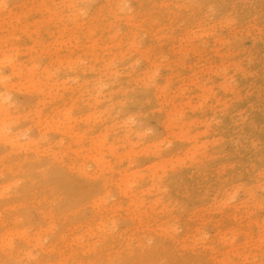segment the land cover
I'll return each instance as SVG.
<instances>
[{
    "label": "rangeland",
    "instance_id": "374dc122",
    "mask_svg": "<svg viewBox=\"0 0 264 264\" xmlns=\"http://www.w3.org/2000/svg\"><path fill=\"white\" fill-rule=\"evenodd\" d=\"M0 75V264H264V0H0Z\"/></svg>",
    "mask_w": 264,
    "mask_h": 264
},
{
    "label": "bare ground",
    "instance_id": "6f19581e",
    "mask_svg": "<svg viewBox=\"0 0 264 264\" xmlns=\"http://www.w3.org/2000/svg\"><path fill=\"white\" fill-rule=\"evenodd\" d=\"M3 78H4V77L0 75V79H3ZM96 87L98 88V87H100V85H97ZM1 97H2V95L0 94V98H1ZM1 129H3V128H1ZM1 133H2V131H1ZM10 141H11V140H10ZM99 223H100V222H99ZM102 225H104V224L102 223ZM106 226H108V225H106ZM105 228H107V227H105ZM94 229H95V228H94ZM103 229H104V228H103ZM103 229H102V230H103ZM100 230H101V229H100ZM100 230H99V231H100ZM102 230H101V232H102ZM104 230H105V229H104ZM99 231H98V232H99ZM103 232H104V231H103ZM103 232H102V233H103ZM105 232H107V231H105ZM105 232H104V233H105ZM86 233H88V232H86ZM90 233H91V232H90ZM90 233H89V235H90ZM107 233H108V232H107ZM166 233H167V232H166ZM108 234H109V233H108ZM112 234H113V231H112ZM87 235H88V234H87ZM92 235H93V234H92ZM103 235H104V234H103ZM110 235H111V234H110ZM90 237H91V236H90ZM90 237H89V238H90ZM86 238H88V237H86ZM89 238H88L87 240H89ZM123 239H124V238H123ZM8 240H10V239H8ZM84 240H85V239H84ZM84 240H83V241H84ZM91 240H92V239H91ZM97 240L99 241V239H97ZM124 240H125V239H124ZM101 241H102V240H101ZM88 242H89V241H88ZM88 242H86V243H88ZM84 243H85V242H84ZM86 243H85V244H86ZM104 243H105V242H104ZM10 244H11V243H9V245H10ZM87 245H88V244H87ZM101 245H102V243H101ZM117 245H118V244H117ZM125 245H126V244H125ZM10 246H11V245H10ZM93 246H94V245H93ZM113 246H114V245H113ZM113 246H112V247H113ZM7 247H9V246H7ZM95 247H96V249L99 248V247H100V244H99V246L96 245ZM103 247H105V246H103ZM112 247H111V248H112ZM151 247H152V246H151ZM158 247H159V246H158ZM19 248H20V247H19ZM130 248H131V247H130ZM166 248H167V247H166ZM166 248L163 249V251L166 250ZM101 249H102V248H101ZM124 249H125V248H124ZM126 249H127V248H126ZM149 249H150V248H149ZM149 249H148V250H149ZM5 250H6V249H5ZM17 250H18V249H17ZM17 250H16V251H17ZM19 250H20V249H19ZM22 250H23V249H22ZM122 250H123V249H122ZM148 250H146V252H147ZM155 250H156V249H155ZM176 250H178V249H176ZM8 251H9V250H8ZM8 251H7V252H8ZM12 251H13V250H12ZM90 251H91V250H90ZM99 251H100V249H99ZM117 251H118V250H117ZM117 251H116V252H117ZM91 252H92V251H91ZM103 252H104V251H103ZM114 252H115V250H114ZM125 252H126V251H125ZM135 252H137V251H135ZM135 252H134V253H135ZM8 253H9V252H8ZM11 253H12V252H10V254H11ZM96 253H97V252H96ZM99 253H100V252H99ZM120 253H121V252H120ZM128 253H129V251H128ZM148 253H149V252H148ZM10 254H7V255H10ZM14 254H15V253H14ZM19 254H20V253H19ZM26 254H27V253H26ZM149 254H151V253H149ZM158 254H160V253H158ZM12 255H13V254H12ZM15 255H17V254H15ZM106 255H107V254H106ZM132 255H133V254H132ZM132 255H129V256L132 257ZM13 256H14V255H13ZM26 256H27V255H26ZM113 256H114V254H113ZM117 256H118V255H117ZM121 256H122V255H121ZM154 256H155V255H154ZM168 256H169V255H168ZM118 257H119V256H118ZM127 257H128V255H127ZM145 257H146V256H145ZM8 258H9V257H7L6 259H8ZM10 258L12 259V256H11V255H10ZM30 258H32V256L29 257V259H30ZM88 258H90V257H88ZM122 258H123V257H122ZM129 258H130V257H129ZM158 258H159V257H158ZM11 259H10V260H11ZM63 259H64V258H63ZM71 259H72V258H71ZM107 259H108V260H107ZM107 259H106V260H103V258H101V259H97L96 261H89V262H87V263H88V264H118L117 261H116V263H114L115 260L112 262L109 258H107ZM115 259H116V258H115ZM117 259H118V258H117ZM124 259H125V258H124ZM167 259H168V258H167ZM178 259H179V258H178ZM128 260H129V259H128ZM105 261H107L108 263H105ZM156 261H157V260H156ZM159 261H160V260H159ZM163 261H166V260H163ZM10 262H11V261H10ZM22 262H23V261H22ZM154 262H155V261H154ZM168 262H170V260H168ZM13 263H14V262H13ZM63 263L65 264V262H63ZM63 263H62V264H63ZM85 263H86V262H85ZM147 263H148V262H147ZM147 263H146V264H147ZM14 264H15V263H14ZM24 264H25V263H24ZM119 264H120V263H119ZM167 264H169V263H167ZM171 264H172V262H171Z\"/></svg>",
    "mask_w": 264,
    "mask_h": 264
}]
</instances>
